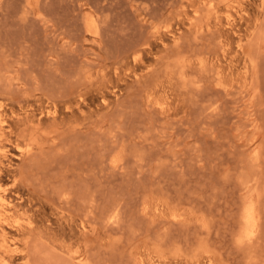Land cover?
Returning a JSON list of instances; mask_svg holds the SVG:
<instances>
[{
  "label": "rangeland",
  "instance_id": "374dc122",
  "mask_svg": "<svg viewBox=\"0 0 264 264\" xmlns=\"http://www.w3.org/2000/svg\"><path fill=\"white\" fill-rule=\"evenodd\" d=\"M0 136L1 264H264V0H0Z\"/></svg>",
  "mask_w": 264,
  "mask_h": 264
},
{
  "label": "bare ground",
  "instance_id": "6f19581e",
  "mask_svg": "<svg viewBox=\"0 0 264 264\" xmlns=\"http://www.w3.org/2000/svg\"><path fill=\"white\" fill-rule=\"evenodd\" d=\"M10 207H11V204H9V202H7L3 197L0 196V221H7L9 217H13L12 213L9 211ZM1 212H3V214ZM14 223L18 226L20 225V220H17ZM254 233H255V230L250 228L249 231L247 232V237L249 236L248 238L252 239V237H254L253 236ZM0 248L4 252L10 251V246L5 238L2 239V245Z\"/></svg>",
  "mask_w": 264,
  "mask_h": 264
}]
</instances>
